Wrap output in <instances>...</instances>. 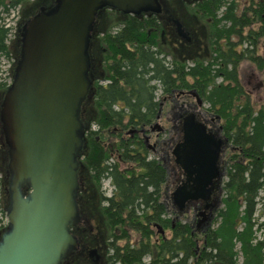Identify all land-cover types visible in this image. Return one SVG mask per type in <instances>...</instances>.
Wrapping results in <instances>:
<instances>
[{
    "label": "trees",
    "instance_id": "1",
    "mask_svg": "<svg viewBox=\"0 0 264 264\" xmlns=\"http://www.w3.org/2000/svg\"><path fill=\"white\" fill-rule=\"evenodd\" d=\"M51 3L50 0L42 3L40 0H0V8L6 14L17 8H28L25 16L22 13L19 16L12 39V27L0 24V56L9 58L11 52L14 59L19 58L20 28L26 16ZM186 3L194 12L189 13L192 17L188 21L184 16L172 14L179 9L170 0H164L159 13L136 15L102 9L95 18L89 54L91 58L95 31L97 48L103 57L101 72L105 71L101 77L108 82L101 84L92 79L88 97L82 104L84 137L78 177L86 178L84 187L89 193L99 191L103 179H110L114 188L112 196L102 199L108 201L107 206L97 205L95 200L89 206V220L101 234L99 237L108 239V264H142L146 255L151 256L148 264H264V239L256 236V230L264 227V221L259 222L257 207L260 200L264 205V197L261 199L259 195L264 187V101L253 102L240 83L238 70L241 61L253 62L264 84V53L258 52L264 46V0H189ZM115 13L119 21L113 23L116 29L110 34L105 28ZM196 20L203 22L207 30L206 59L202 58L205 54H195L194 48L200 46L201 40L199 27L191 24ZM174 21L189 33L190 41L185 38L178 41L180 46L175 48L173 63L167 65L156 45V32L168 27L177 40ZM191 44L194 45L192 53L188 54L184 45ZM107 47L111 57L103 55ZM8 85L0 81V103ZM170 86L176 93L196 90L208 105L204 109L218 116L221 132L228 139L230 153L222 161L225 172L221 198L212 225L204 233L198 234L191 222L183 221L176 212L172 223V218L167 216L165 199L161 200L162 185L167 178L165 164L155 157L148 158V149L140 136L131 138L125 134L134 127L147 128L153 124L160 101ZM159 87L164 96L156 100L154 92ZM185 97H175L176 104L181 103L180 99L189 101ZM92 123L97 124V129H90ZM111 136L116 138L110 141L112 150L107 143ZM114 152L116 160L112 159ZM2 155L0 174L7 169L1 167ZM119 162H133L139 170L131 168L125 172ZM1 180L0 176L2 185ZM6 184L4 188L8 190ZM154 224L169 228L170 237L151 241L158 232L156 227L152 228ZM4 231L5 227L0 226V236ZM131 231L139 236L134 244L130 242ZM121 239L125 243L118 245ZM72 257L69 253L62 264H69Z\"/></svg>",
    "mask_w": 264,
    "mask_h": 264
},
{
    "label": "water",
    "instance_id": "2",
    "mask_svg": "<svg viewBox=\"0 0 264 264\" xmlns=\"http://www.w3.org/2000/svg\"><path fill=\"white\" fill-rule=\"evenodd\" d=\"M161 7L160 0H54L23 23L19 58L0 103L9 172L0 264H62L76 248L71 228L81 218V108L92 85L89 47L96 15L104 8L137 15ZM188 94L202 104L195 90ZM182 131L172 149L186 176L172 192L180 211L188 200L209 194L212 179H221L217 162L224 144L194 113L184 117ZM144 142L150 146L147 136Z\"/></svg>",
    "mask_w": 264,
    "mask_h": 264
},
{
    "label": "flooded vegetation",
    "instance_id": "3",
    "mask_svg": "<svg viewBox=\"0 0 264 264\" xmlns=\"http://www.w3.org/2000/svg\"><path fill=\"white\" fill-rule=\"evenodd\" d=\"M189 1V0H186ZM108 11H112V9L106 8ZM161 12V11H160ZM113 13V12H112ZM173 22V21H172ZM176 25V31H177V43H180L178 41H181L183 38L187 39V41H190V36L188 33L182 28L179 27L178 24H180L178 21H175ZM182 34V35H181ZM185 35V36H184ZM182 37V38H181ZM168 47L166 48H160L161 50V57H165L167 65H171L173 63V55L175 54V47L173 46V40L175 41L176 38L174 37L173 33L167 36ZM181 39V40H180ZM200 44V43H199ZM157 45V44H156ZM196 45V44H195ZM98 41L96 38V32L94 31L93 40L91 43V56H92V65H91V77L92 79L96 78L99 83L106 84L108 81L106 79H103L101 77L102 74H104V69L101 72L100 67V60H101V53L98 51ZM180 46V45H179ZM198 46V45H196ZM186 49V52L188 54L192 53L191 49ZM107 55L111 57L112 52L109 47L105 51H103V55ZM103 58V57H102ZM104 77V76H103ZM187 89L179 90L177 95L175 94V88L173 86H170L168 88V91L166 92V96L163 97V99L160 101L159 108L157 109V115L155 122L159 123V121H166L167 127H164L159 123L158 126L150 125L147 128L144 127H134L133 129H130L125 134L130 135L131 138L138 135L140 138H142V141L146 148L150 150L152 153L157 154V150L159 149V146L162 143L166 144V147L162 149V153L160 154V160L165 164L166 166V173L167 178L171 179V182L166 185V187H163V199H165V205L167 208L168 215L170 213H177L183 221H190L191 226L194 227V231L197 233H204L211 225L215 217V212L217 210L220 198H221V183L222 179L224 177V169H223V163L224 160V154L225 150L228 148V139L225 135L221 132V125L218 123L219 118L217 115H214L213 113H209L204 108H202V104H196L191 100L190 95L187 93ZM164 94V91L162 88H157L154 92L155 96L156 94ZM186 95L187 98H189V101L185 99H180L181 103L176 104L175 97L184 96ZM164 96V95H163ZM185 97V98H186ZM202 99V98H201ZM156 100H160L159 97H156ZM94 104V103H92ZM94 106V105H93ZM190 113H194V119L197 122H201L205 125L207 132H210L214 134L217 138H221L224 140V144L222 146V150L220 151V155L218 158L217 166L221 173V179L219 178L218 181L216 179H212L211 183L208 184L207 188L209 189V194H207L203 198L198 199H191L188 200L184 206V208L180 211L177 209L173 197L172 192L180 185L182 182L185 181L186 176L183 171V169L175 162L174 156L172 154V149L175 146L177 142H179L182 139L183 131H182V123L185 116H187ZM155 124V123H153ZM158 128L160 129L158 131ZM162 134H168L166 141L163 140ZM2 136V135H1ZM148 137V141L150 146L148 147L147 144L144 142V137ZM2 143L4 144V138L2 136ZM151 142V143H150ZM6 148V146H5ZM160 150V149H159ZM4 153H6V150H4ZM164 154V155H162ZM223 159V160H222ZM1 164L4 165V167H7V163L1 159ZM4 170V169H3ZM4 173V172H2ZM3 177V174H1ZM83 188L80 187L78 196L81 197V205L83 206L81 210H79L80 214V221L71 228V232L76 236L78 240V244L76 248L72 249L70 253L72 254V261L69 264H82L85 262H93L94 264H108L109 262V246H108V239L103 240L101 239V234L98 233V237H95L93 233V229H95L94 226H91L90 223H88L87 219L90 214L89 206L91 205V202L94 200L96 201L97 205L100 204L101 206H107L109 203L107 200H102L103 198H109L114 194V188L112 192L109 195H106L104 193V189L101 186L99 188V195L96 194V192L89 193L88 195L84 196V191H82ZM96 191V190H95ZM87 200H89L87 202ZM91 201V202H90ZM99 201V202H98ZM79 208V206H78ZM167 215V216H168ZM90 221V220H89ZM91 222V221H90ZM172 223H174V219H172ZM93 225V224H92ZM153 227H158L156 224H154ZM173 227V225H172ZM164 230V229H163ZM159 231V229H158ZM100 232V231H99ZM198 233V234H199ZM155 241L159 238L165 237L164 233L161 234L160 232H156L155 234ZM100 236V237H99ZM68 256V255H67ZM148 257V263L151 262V256L146 255L143 257ZM145 263V264H148ZM142 264H144V261L142 260Z\"/></svg>",
    "mask_w": 264,
    "mask_h": 264
},
{
    "label": "rangeland",
    "instance_id": "4",
    "mask_svg": "<svg viewBox=\"0 0 264 264\" xmlns=\"http://www.w3.org/2000/svg\"><path fill=\"white\" fill-rule=\"evenodd\" d=\"M7 2H9V1H11V0H6ZM30 1H32V0H30ZM33 1H36V0H33ZM41 1V3H42V1L43 0H40ZM165 1H168V0H165ZM170 1H174V3L178 6V11L176 12V11H174L172 14L174 15H176L177 17H179V18H181V17H183L184 16V18H185V21H188L189 19H190V17H192V16H190L189 15V13H191V14H194V12H193V9L192 8H190V6H188V4L186 3V0H170ZM50 2H52L49 6H51L53 3H54V0H50ZM160 2H161V4L164 2V0H160ZM40 5V4H39ZM38 6V5H37ZM49 6H47V8L49 7ZM41 7H45V5H42V6H40V7H38V9L37 10H35V11H33V14L32 15H34L35 13H37L39 10H40V8ZM22 9H23V11H22ZM22 9H14V10H11L10 12H9V14H6L5 12H3L2 10H1V8H0V24L1 25H3V26H9V27H12V29H11V39L13 38V33H14V27H15V25H16V23H18L17 21H18V19H19V16H21V13L25 16V14H24V12L28 9V8H22ZM104 9H106V8H104ZM192 9V10H191ZM114 10V9H113ZM179 11H181L180 13H178ZM120 12V11H119ZM126 14H128V13H126ZM32 15H29V17H27L26 16V19H28V18H30ZM106 15V14H105ZM190 16V17H189ZM105 17V16H104ZM112 17L113 18H110V21H109V23H108V25H107V27L105 28L108 32H110V34H112L114 31H115V26H113L114 24V22H117V21H119L118 20V18H116V17H118V15L115 13V14H113L112 15ZM103 19L101 18V21H102ZM24 23V22H23ZM23 23H22V25H23ZM95 23V22H94ZM174 23H176L175 21H174ZM195 28H196V25H197V27H199V30H200V32H201V40H200V46L199 47H195L194 49L196 50V53L195 54H197V53H202V54H205V56H203L202 58H204L205 57V59L207 58V56H208V48H209V45H208V43H207V41H206V38H207V30H206V28H204L202 25H204L203 24V22H201V23H199L197 20L196 21H194L193 23H191ZM183 27V26H182ZM21 28H22V26H21ZM20 28V29H21ZM102 28V27H101ZM100 28V29H101ZM186 29L188 30V26H186ZM171 34V32L168 30V27H163V28H161V30L160 31H157L156 32V40L158 41V43H157V45L159 46V47H163V48H166V47H168V42L167 41H169V40H167L168 38H167V36L168 35H170ZM182 35V34H181ZM188 35H189V33H188ZM185 36V35H184ZM98 38V37H97ZM187 40V39H186ZM198 40V39H197ZM177 40H173L172 42H173V46L177 49V48H179L178 46H179V43H177L176 42ZM21 43H19V50H20V45ZM195 44V43H194ZM194 45L193 44H191V45H189V46H187V45H184V47H186V48H188V49H192V47H193ZM193 49V50H194ZM90 52H91V50H90ZM258 52H260L261 54H263L264 53V46L262 45V46H260L259 48H258ZM202 54H199V55H202ZM186 55V54H185ZM181 56H184V55H181ZM173 58H175V54L173 55ZM201 58V57H200ZM91 59H92V56H91ZM166 59V58H165ZM17 60L16 59H14V57L12 56V54H11V52H10V56H9V58H7L6 56H0V81H4V82H6V83H8V84H10L11 83V75H12V72H13V70H14V67H15V62H16ZM100 64H102V56H101V60H100ZM103 64H104V62H103ZM239 79H240V83H241V85H242V87H243V89L251 96V99L253 100V102H255V103H260V102H263L264 101V84L262 83V80H261V76H260V72H259V70L256 68V66L254 65V63L253 62H251V61H248V60H243V61H241V63H240V65H239ZM219 81V80H218ZM160 88V87H159ZM190 90H194V89H188L187 91H190ZM196 91V90H195ZM197 92V91H196ZM178 93V92H177ZM177 93H176V91H175V94L177 95ZM188 93V92H187ZM157 96L156 97H159V99H161L162 98V96H163V94L161 95L160 93L159 94H156ZM190 95V97H191V100L193 101V102H195L196 104H198L197 103V100H196V97L195 96H193V95H191V94H189ZM199 95V94H198ZM181 96H179V98H180ZM201 98V97H200ZM175 101H176V99H175ZM208 105L206 104V103H204L203 102V100H202V108H206ZM84 113H86V112H84ZM161 122V124L160 125H162V126H164V127H167L168 125H167V122L166 121H159V123ZM153 123H156L155 121L153 122ZM159 123H158V125H159ZM219 124H220V120H219V122H218ZM152 125H154V124H152ZM221 125V124H220ZM97 124H91L90 125V129H92V130H95V129H97ZM2 133H1V127H0V150H1V153L3 154V152H4V150H6V148H5V146L3 145V143L1 142L3 139H2ZM167 135L168 134H162L161 136H162V138H163V140L164 141H166V138H167ZM126 136V135H125ZM116 138H114L113 136H111V138H110V140H107V143H108V148H111L110 147V145H111V142H113V140H115ZM111 141V142H110ZM151 143V142H150ZM166 143H167V141H166ZM228 143V142H227ZM164 147H166V144H164V143H162L161 142V144H160V146H159V149L157 150V153H158V155L157 154H154V153H152L150 150H148V158H152V157H155L156 159H158L159 161H161L159 158H160V154L162 153V149L164 148ZM111 150H112V148H111ZM226 152H225V157L230 153V150H229V147L227 148V150H225ZM6 153H7V151H6ZM160 153V154H159ZM2 154H0V156L2 155ZM113 154H115V155H113L112 156V159L113 160H116V156H117V153L116 152H114ZM115 156V157H114ZM2 158H3V160L5 161V163H7L8 162V155L7 154H5L4 155V157H3V155H2ZM79 162H80V159H81V157L79 156ZM112 159H111V161H112ZM223 160V159H222ZM119 166L122 168V169H124V171L126 172H129L130 171V169L131 168H133V169H135L136 168V171H138L139 169H138V167H135L136 166V164L135 163H133V162H119ZM1 167H3L4 168V165H2L1 164ZM78 168H79V166H78ZM3 172L4 173H2L3 174V177L1 176V174H0V176L2 177V185L0 184V226H4L5 227V229H6V227H7V217H6V209H7V206H8V204H9V194H8V190H6L5 188H4V185L7 183V181H8V176H9V172H8V169H4L3 170ZM224 179V178H223ZM222 179V180H223ZM78 180H79V189H80V186L81 187H83L84 188V190L82 189V191H84V196H86V195H88L89 194V192H88V188H85L84 186H87V182H86V178L85 177H82L81 178V176H79L78 177ZM171 182V179H167L166 181H165V183L162 185V188L164 187H166V185H168L169 183ZM222 184V183H221ZM6 186H7V184H6ZM102 187H103V189H104V193L106 194V195H109L111 192H112V190H113V187H112V183L111 182H109V180L108 179H103L102 180ZM93 189L95 190L96 189V187H93ZM79 192V191H78ZM98 194H99V191H96ZM161 195H162V193H161ZM259 195H260V197H261V199L264 197V187L262 188V190L260 191V193H259ZM81 197H79L78 196V206H79V210H81L82 209V205H81ZM161 200H163V198L161 197ZM89 200H87V202H88ZM91 202V201H90ZM260 202H261V204H258V208L260 209L259 210V212H258V217H259V222H262V221H264V205L262 204V202H263V200H260ZM259 213H261V215H259ZM89 215H91V214H89ZM175 215H176V213H170L169 215H168V217L169 218H172V219H174L175 218ZM91 216H89V218H90ZM88 220V223H90L91 224V226H94V225H92V223L89 221V219H87ZM175 220V219H174ZM152 228H155V227H153L152 226ZM93 233H94V235H95V237H97L96 235L98 234L97 233V230H96V228L95 229H93ZM130 233V242L131 243H136L138 240H139V236H138V234L136 233V232H133V231H131V232H129ZM199 233V232H198ZM170 234H171V231H170V229L169 228H167V229H164V235H165V237H170ZM155 236L156 235H153L152 237H151V241H154L155 240ZM256 236L258 237V239H264V227H261V228H259L258 230H256ZM199 237V236H198ZM125 243V240H123V239H121L117 244L118 245H123ZM200 243V242H199ZM237 249H238V247H237ZM148 260H149V258L148 257H145L144 259H143V261H144V264L145 263H148ZM239 260H241V256H240V254H239Z\"/></svg>",
    "mask_w": 264,
    "mask_h": 264
}]
</instances>
